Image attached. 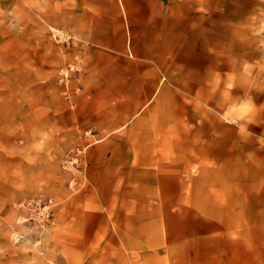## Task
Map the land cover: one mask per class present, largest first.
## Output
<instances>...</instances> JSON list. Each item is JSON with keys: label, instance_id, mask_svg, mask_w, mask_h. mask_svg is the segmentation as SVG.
<instances>
[{"label": "crops", "instance_id": "0c3cea01", "mask_svg": "<svg viewBox=\"0 0 264 264\" xmlns=\"http://www.w3.org/2000/svg\"><path fill=\"white\" fill-rule=\"evenodd\" d=\"M231 61L208 0L0 7V264H264V147ZM48 195L34 249L19 206Z\"/></svg>", "mask_w": 264, "mask_h": 264}, {"label": "rangeland", "instance_id": "374dc122", "mask_svg": "<svg viewBox=\"0 0 264 264\" xmlns=\"http://www.w3.org/2000/svg\"><path fill=\"white\" fill-rule=\"evenodd\" d=\"M8 5L9 0H0V7L7 8ZM208 6L210 52H223L226 69L233 68L231 59L235 57L234 66H239L241 71L242 133L255 134L257 143L264 147V0H208ZM56 32L51 30V37L57 42ZM39 199L53 201L51 221L43 224L36 222L32 219L31 210L26 208L29 211L27 221L21 220L16 224L19 232L26 229L30 231L29 237L33 238L27 240L34 241V249L42 246L44 236L54 225L56 197L36 196L19 206L25 209V205ZM11 226L13 223L8 218L0 220V236ZM24 240V237H17L11 239L10 243L19 245ZM2 246L4 243H0V251Z\"/></svg>", "mask_w": 264, "mask_h": 264}, {"label": "built area", "instance_id": "2783aa9c", "mask_svg": "<svg viewBox=\"0 0 264 264\" xmlns=\"http://www.w3.org/2000/svg\"><path fill=\"white\" fill-rule=\"evenodd\" d=\"M56 40L60 41L65 37L62 32H56ZM83 151L75 150L71 152L70 157L63 162L62 167L64 170H79L81 166ZM25 208L31 210L33 218L38 223H49L53 215V201H43L35 200L24 206Z\"/></svg>", "mask_w": 264, "mask_h": 264}]
</instances>
